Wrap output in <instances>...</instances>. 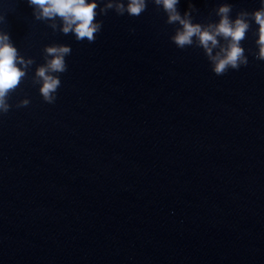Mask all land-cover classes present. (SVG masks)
<instances>
[{"label": "water", "instance_id": "obj_1", "mask_svg": "<svg viewBox=\"0 0 264 264\" xmlns=\"http://www.w3.org/2000/svg\"><path fill=\"white\" fill-rule=\"evenodd\" d=\"M221 3L233 17L259 7L177 9L207 24ZM34 9L0 0V30L32 59L0 113V264H264L257 25L241 41L248 63L216 74L202 46L176 45L180 25L155 0L139 15L98 8L92 41ZM52 43L71 52L49 102L35 71Z\"/></svg>", "mask_w": 264, "mask_h": 264}, {"label": "clouds", "instance_id": "obj_2", "mask_svg": "<svg viewBox=\"0 0 264 264\" xmlns=\"http://www.w3.org/2000/svg\"><path fill=\"white\" fill-rule=\"evenodd\" d=\"M155 2L162 5L168 13V22H178L180 25L171 37L176 45L182 48L195 41L202 46L211 61L212 71L216 74L248 63L241 41L253 22L257 25L258 50L255 54L264 59V0H259V7L252 11L241 10L234 17L230 15L232 4L221 3L216 9L219 19L207 24L194 22L187 10L181 14L177 9L179 0ZM28 3L35 6L38 17H59L60 28L64 33L71 31L76 40L86 38L88 41L94 40V34L102 28V21L96 19L99 13L114 9L120 14L126 11L128 15H139L147 6V0H105L102 5L100 0H28ZM4 19L5 16L0 14V21ZM53 27H56L54 19ZM129 30L135 29L130 27ZM45 51L48 54L46 63L36 68L35 75L40 83L39 91L43 99L52 102L61 83L56 73L66 70L65 56L71 52V46L66 43H52L45 46ZM31 63V58L25 59L19 54L9 32L0 30V113L9 109V93L19 85L26 75L27 65ZM22 103L27 104V98Z\"/></svg>", "mask_w": 264, "mask_h": 264}]
</instances>
